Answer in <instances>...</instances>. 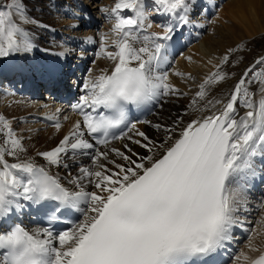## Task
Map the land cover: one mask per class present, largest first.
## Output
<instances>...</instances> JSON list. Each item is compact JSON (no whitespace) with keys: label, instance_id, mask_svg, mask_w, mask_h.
<instances>
[{"label":"snow or ice","instance_id":"obj_1","mask_svg":"<svg viewBox=\"0 0 264 264\" xmlns=\"http://www.w3.org/2000/svg\"><path fill=\"white\" fill-rule=\"evenodd\" d=\"M191 2L151 0V5L155 13L178 16L187 24ZM145 7L144 0L115 3L111 13L116 21L112 28L116 50H106V36H101L100 48L113 61L112 68L85 80V95L73 106L82 120L57 146L37 152L46 164L38 165L27 155L23 137L0 115V264H216L217 253L233 240L245 202L243 187L233 185L246 170L256 176L254 158L259 157L264 168V87L259 88L258 100L250 90L253 83L264 85V67L256 71L264 65V56L244 70L226 101L208 99L209 87L226 79L218 66L198 86L191 103L200 105L197 111L217 105L221 109L191 120L178 138L174 127L152 125L166 134L157 143L137 123L129 122L128 106L139 108L187 94L170 82L167 71L160 70L167 62L165 42L172 40L174 26L161 24L162 33L148 32L153 24ZM125 11L133 15H121ZM36 23L22 0H0V58L31 51L34 45L26 26ZM229 59L226 54L222 63ZM238 108L247 111L240 114ZM121 125L124 129L116 135L112 130ZM54 126L59 131L60 123ZM111 140L128 142L121 150L109 147ZM130 145L149 154L141 155ZM83 156L90 157L94 167L78 166L73 175L72 167ZM53 166L68 170L70 187L51 171ZM23 202L54 212L77 209L84 219L55 235L47 227L28 230L15 220L29 206ZM81 205H87L86 210ZM261 233L264 225L260 232L252 230L248 251L235 256L236 264L241 260L264 264V248L253 243ZM249 252L259 255L252 257Z\"/></svg>","mask_w":264,"mask_h":264},{"label":"bare ground","instance_id":"obj_2","mask_svg":"<svg viewBox=\"0 0 264 264\" xmlns=\"http://www.w3.org/2000/svg\"><path fill=\"white\" fill-rule=\"evenodd\" d=\"M203 2L206 3L207 10H209V8H210L209 6L213 5V3H214V1H211V0H203ZM81 6L83 7V5H81ZM227 8H229L230 12H231V14L229 15V18L237 21L238 24L229 19L228 20L229 24H226L225 26L220 25V24L215 25L213 27V31H214L213 33L214 34L206 36L205 39H203V43L205 46H207V49H205V47H203L202 44L198 43V46H196L195 48H193L191 51H189L186 54L188 61H184L182 66H175V68L170 72V77L172 79V82L174 84H176L180 89H183L182 92L190 91L193 93L195 90H199L198 86L201 84V81L207 76V74L210 75L211 73L215 72L217 69H215L214 66L219 64L220 65L219 66L220 71L223 72L224 74H226V79L221 81V82L215 83L209 87L208 99H212V100L221 99V100L226 101L229 93L234 88V85L239 80V78L243 74L244 70L249 65L253 64L258 58L264 56V38H262L261 40H258V41L256 38L254 43H253L254 45L253 44L251 45L252 48L248 49L249 52L245 51V52H241V53H235L232 55H231V53L228 52V47L230 45L235 44L236 40H242V38L245 36L246 37L247 36L249 37L251 35L253 36V34H258L261 31H262L261 33H263V31H264V0H230V2L227 4ZM24 10H25L26 14L29 16L28 10L26 8ZM75 10H77L76 12H79V13L72 12L68 16V20H67L68 24L66 23L68 25V26L66 25L68 28V32H66L67 36H65L63 43L59 44L58 46L54 45L55 49H50V51H52V52H51L48 59L51 60V62L53 64L52 67L57 68L58 71L62 72V74H64L65 76H68L69 73L76 72V76L78 77V72H77L78 69L75 65H73V62H75V64L78 63V64L86 65L88 60H89V55L85 54L84 51H81L80 48L90 49V47H93L94 45L101 46V36H104V32L102 29L103 27H100L101 31H100V29L98 32L95 31V27H97L98 23H99V18L92 12V10L90 8H87L86 12L79 11V7ZM190 10H192V7H190ZM232 17H234V18H232ZM115 22H116L115 20L112 21V25H114ZM73 24L77 25V27L76 28L71 27V25H73ZM82 27H84V29H83L84 32H87L85 35L82 34L83 30L80 29ZM98 28H99V26H98ZM112 28H113V26H112ZM109 32L113 33V32H111V30H109ZM113 34H111V36L105 35L107 37V40L105 42L106 47H107L106 50L109 52H114L116 50L115 48H113L111 51V48L109 45L112 42V37L114 38L115 34L114 35ZM212 36H214V37H212ZM31 38H32V43L34 45V47L32 48L31 51L16 53V54L10 56L3 63V65L4 64L6 66L8 65V67L10 69H12V68L19 66V64H21L20 59L25 54H33L34 53L38 56H41L39 51L42 50V48L37 46L41 43H39L37 40H35L34 36H31ZM115 39H117L116 35H115ZM115 39H113V40H115ZM237 42H239V41H237ZM77 44H79V46H77V48H79L80 51L78 53L73 54L74 49H75L74 47ZM227 44H230V45L227 46ZM237 44H239V43H237ZM208 47L210 48V50ZM261 51H263V53L259 54ZM226 54L229 55L230 59H229L228 63L223 64L222 59ZM90 55L92 56V54H90ZM72 56H74V57H72ZM105 58H106V55H105ZM105 58L103 61H101L99 63H97V60H96V64L98 65V68H97L98 70L92 69L89 73L88 79H91L92 77L100 75L102 73V71H105V70L110 72L112 65H113V61H110L109 63H107L108 61ZM40 60L41 59L38 58L37 61H40ZM208 60L210 61V63H208ZM34 63L37 64V62H34ZM3 67L4 66L0 67V71H1V69H3ZM262 67H264V65L257 66L256 71H260V69ZM176 72H183V76H176L174 74ZM196 78H198V80H196ZM260 87H264V85H260L258 83H253L250 87V90L252 92L256 93L254 100H258L260 98V92H259ZM0 91L3 92L1 88H0ZM68 91H76V85L72 84V86L69 87ZM5 93L6 94L3 96V98H4L3 106H4V110H6V111H2L0 113V115L9 116L8 120L11 122V126H14V124H15L13 117L16 115H20L19 121H24V125L26 123H30L31 125H34V126L36 124H39V123H37L40 121V119H38V118L33 119V118L23 117V114L27 111H30L32 113L33 112L36 113L35 111H39V109H38L39 107L37 105L31 106L27 102L24 103V100L19 98V97H18V99H16V96H14L13 94H7V93H11V91H7V89L5 90ZM192 93H190L189 97L188 96H184L182 98H181V96H178L180 98L168 97L166 102L178 99V100H180V102L184 101L183 102L184 106L182 108H180L179 110L167 109V110L163 111L160 114L159 119H157L158 120L157 122L163 123L165 125H170L171 124V118L175 117L176 114H178L177 117L182 116V118H181L182 121H185L187 116L180 115V111L186 109V107H188L189 109L197 111V107H200V105H197L196 107L192 106V103H191V101L193 99ZM76 94H77V91H76ZM10 97L11 98L15 97V100H12ZM75 99H76V97H75ZM166 102L164 104H165V107L168 108V105L166 104ZM202 103L203 102H201V104ZM3 106H1V107H3ZM59 107H60V104H57L54 107L53 111L49 112L50 116H57L58 115L57 109ZM221 107L222 106L217 105L215 108H211L210 111H197V112L203 116L204 115H211L213 113L218 112L221 109ZM8 109H12L16 113L13 114ZM70 109H73V107H71V106L66 107V110H70ZM174 111L176 113H173ZM238 111L240 112V114H243L245 111H247V109L238 108ZM39 112H37V113H39ZM44 112H45V109H44ZM44 112H42V113H44ZM28 116H30V115H28ZM41 124H42V121H41ZM21 126H19V127H21ZM44 126L46 127L47 130L50 129L49 132L51 133L50 134L51 136H47L48 139L51 138L49 143L51 141L57 140V144L62 139V137L64 135H67L69 133V131L72 129V127H70L69 125H66V124L61 125L63 128L59 129V131L55 127L47 125L45 123H44ZM137 128L139 130H141L142 125H138ZM20 129H22V128H20ZM36 130H38V129L36 128ZM15 132L17 133V135H19L21 137H25L26 140H28V142H26L27 144L25 143L26 148L28 149L27 155L32 157L35 160V162L39 165L46 164V162L43 160L42 157L37 156V152H43L42 148L46 147L47 144H45L44 147H41V148L38 147L37 144H43L44 142L43 143L40 142L41 138L34 141L33 138L35 136V132L29 130L28 128H26V129L24 128L23 132H22V130L16 129ZM60 135H63V136L58 137ZM147 135L150 138L159 139V140H161V142L165 139V134L162 130H158V131H152L151 130V131L147 132ZM31 136L33 138H31ZM25 138H23V139H25ZM2 140H3V137L0 138V142H2ZM127 142L128 141L117 142L116 147L118 149L123 150L122 145H123V143H127ZM130 146L133 147L134 150L139 152L141 155H147L148 154L145 152L144 149L140 148L137 145H130ZM47 148H50V147H47ZM112 158H115V157L113 156ZM6 159H8L10 163L16 162L12 157H6ZM116 159H117V162L122 163V161H119L118 158H116ZM77 161L81 162L82 163L81 165H83V167H87L89 165V162L87 161L85 156L78 157ZM91 167H94V165L91 164ZM51 169L57 171V173L59 175H64V171L66 170V169H64L63 172H60V171H58L59 168H56L54 166ZM74 171H75V174H77L78 168L75 167ZM89 187H91V186H89ZM261 202H264V197L262 198ZM260 205H261V203L258 204V206H259L258 214H257V216H255V218L253 220V225L257 222H258V224L255 227H253V225H252V228H251V231H250L248 237L246 239H244V241H242V243L240 245V250H239L238 254L241 251H246V252L248 251V249L246 248V245L248 244L249 237L252 235V230L255 229L257 232H260L261 226H258V225H259V223L264 224V206L260 207ZM253 243L259 248H264V233L257 235L254 238ZM257 253L258 252H249L248 254L250 256H254ZM243 262L244 261L241 260L240 264H242ZM231 264H236V261L233 260L231 262Z\"/></svg>","mask_w":264,"mask_h":264},{"label":"rangeland","instance_id":"obj_3","mask_svg":"<svg viewBox=\"0 0 264 264\" xmlns=\"http://www.w3.org/2000/svg\"><path fill=\"white\" fill-rule=\"evenodd\" d=\"M83 1V3L85 4V3H87L86 5H88L89 7L90 6H93L94 4H98V7L97 8H93L92 9V11L94 12H96V15H98V17L99 18H101L104 22H105V18L107 17L106 15L108 14V15H112V13H111V10H112V8L114 7L113 5H115V4H113V1L112 0H82ZM94 1V2H93ZM117 1V0H116ZM203 1V0H202ZM211 1H214V2H216L217 0H211ZM92 2V3H91ZM230 2V0H220L219 2H217V3H214L213 4V9L210 11V13H209V15L207 16H205V17H203V15H204V13H203V10L201 9V5L199 4L197 7H195V4H192V7H194L192 10H193V12L195 13L194 14V17L192 18V20L193 21H195V22H197V23H200V24H203V25H205V27H204V30H203V34L202 35H199L198 34V39H197V46H198V43H200V44H202L203 45V47H205V49H207V46H205L204 45V43H203V39H205V37L206 36H209V35H213L212 34V32H214L213 31V27L215 26V25H212V27H211V29H210V34H208V29H209V27H210V25L212 24V23H217V25H223V26H225L226 24H229V22H228V20L230 19L229 18V15L231 14V12H230V9L229 8H227V4ZM144 3H145V5H146V7H145V11L148 13V15H149V17H150V19H151V21H152V24H153V30H155V29H158V27H155L156 26V24H157V22H158V19H159V16L157 15V13H155L153 10H152V5H151V0H144ZM227 3V4H226ZM30 4H31V7H30V9H29V5L28 4H25L24 5V9L26 8L28 11H29V13H30V15L32 16L31 18H33L34 20H38V19H44V20H41L40 21V23L38 22V23H36L35 24V26H32L33 27V31L31 32V28L28 26V30H29V32H30V34H31V36H34V39L35 40H37L39 43H41L40 42V40L38 39V31L40 30V28H41V26L42 25H44V24H48V25H51L52 24V26L53 27H55V28H57V32H56V39H58V38H60L61 37V33L60 32H62V23L66 20V18H67V12H69V10L70 9H72V8H74V7H76V4H77V2H76V0H31V2H30ZM206 4V3H205ZM26 6V7H25ZM79 8H80V6H79ZM101 8H103V9H107V12H104V11H101L100 9ZM77 10H75V9H73L71 12H70V14L72 13V12H76ZM76 13H79V12H76ZM73 15V14H72ZM71 15V16H72ZM70 16V17H71ZM232 18H234V17H232ZM115 20V18L112 20V21H114ZM230 20H232V21H234V22H236L237 24H238V22L237 21H235V20H233V19H230ZM112 21L110 22V26H109V30H111V32H112ZM67 24H68V21L66 22ZM65 23V29H66V32H68V28H67V24ZM235 24V23H234ZM67 25V26H66ZM240 25V24H239ZM111 28V29H110ZM81 30H83L84 29V27H82V28H80ZM100 29V31H101V28H99ZM103 29V32H104V36L105 35H107V36H111V34H113V33H105L106 31L108 32L109 30H106L105 28H102ZM43 32H40V39L41 40H44V36L46 35L45 34V32L46 31H49V33L50 32H52V30L51 29H45V28H43V30H42ZM84 31V30H83ZM66 32L64 33L65 35L63 36L64 38H65V36H67V34H66ZM262 32V31H261ZM261 32H259L258 34H253V36L251 35V36H245V37H243L242 38V40H236V42H235V44H233V45H230V44H227V46H229L228 47V49L229 48H235L237 45L238 46H244V45H246L247 46V48H252V44L254 43V41H255V39L257 38V41L258 40H261L262 38H264V31H263V33H261ZM84 33V32H83ZM261 34V35H260ZM237 36V35H236ZM257 36V37H256ZM212 37H214V36H212ZM64 38H63V40L62 41H60V42H54V41H46V47L48 48V49H55V46H58L59 44H61V43H63V41H64ZM46 39H50L49 37H46ZM113 39H115V35H114V38L112 37V41H113ZM237 41H239V42H237ZM202 42V43H201ZM232 42V41H231ZM237 43H239V44H237ZM55 45V46H54ZM110 45V48H111V51H112V49L114 48V46L112 45V42L109 44ZM254 45V44H253ZM95 46V45H94ZM99 46V45H98ZM202 47V48H203ZM209 48V47H208ZM57 49V48H56ZM106 49H107V47H106ZM209 50H210V48H209ZM246 50H248V49H246ZM189 51H191V50H189ZM188 51V52H189ZM249 51V50H248ZM100 52V49L99 48H97V47H94L93 48V53H91L92 54V60L97 56V54ZM188 52H186L185 54H187ZM94 55V56H93ZM103 55V56H102ZM10 57V56H9ZM9 57H6L5 58V61L9 58ZM100 58H101V60L100 61H97V63H99V62H101V61H103L104 60V58H105V55L102 53L101 55H100ZM108 62L107 63H109L110 61H112V60H110V59H108L107 57L105 58ZM92 60H89V65H90V63L92 62ZM4 61V62H5ZM106 63V64H107ZM208 63H210V61L208 60ZM5 65V64H4ZM4 65H0V67L1 66H4ZM6 66V65H5ZM7 67V66H6ZM92 70V69H91ZM98 70V69H97ZM90 73V72H89ZM181 91H183V89H181ZM3 93H5V92H3ZM190 93H192V92H190ZM189 95L190 94H188L187 96L189 97ZM192 96H193V93H192ZM170 97H178V96H170ZM11 98V97H10ZM9 98V99H10ZM14 98V99H13ZM13 98H11L12 100H15V97H13ZM178 98H180V97H178ZM182 98V97H181ZM193 98H194V96H193ZM16 99H18V97L16 98ZM183 101V100H182ZM3 102H4V99H3V101H2V103H0V105L1 106H3ZM184 102V101H183ZM183 102H180V100H178V99H175V100H173V101H168V102H166V104L168 105V108L167 109H169V110H171V109H175V110H179L180 108H182L183 106H184V103ZM28 103V102H27ZM36 106V105H35ZM2 108H4V106L2 107ZM39 109V108H38ZM53 109H54V107H52V109H51V112L53 111ZM10 112H12L13 114L14 113H16L15 111H13L12 109H8ZM2 111H6V110H1L0 109V113L2 112ZM39 111H40V113H42V112H44V109H39ZM39 111H35L36 113H32V112H30V111H27V112H25L26 113V117H28V118H33V119H36L37 117L35 116V115H37V112H39ZM24 113V114H25ZM29 113V114H28ZM32 115H31V114ZM28 115H30V116H28ZM48 115H50L49 114V112H48ZM35 117V118H34ZM61 117V116H60ZM14 120V119H13ZM12 120V121H13ZM20 120V119H19ZM17 121V122H19V123H21V127H17L16 129L18 130H22V132H23V129L25 128H28L29 130H31V131H33V132H35V136H34V138L31 136V138H33L34 139V141H36V140H38V139H40V142L41 143H43V144H37L38 145V147H44V145L45 144H47V146L46 147H44V148H42V150L44 151H47V150H50V149H52L53 147H55L56 145H57V140L56 141H51L50 143H49V141L51 140V138H47V136H51L50 134V132H49V130H47L46 129V127L44 126V123H42L41 124V120L39 121V122H37V123H39V124H36L35 126L34 125H31L30 123H26L25 125H24V121ZM14 123H15V120H14ZM28 124V125H27ZM41 124V125H40ZM14 126H15V124H14ZM20 128H22V129H20ZM36 128L38 129V130H36ZM44 128V129H43ZM63 127L61 126L60 127V129H62ZM42 129V130H41ZM41 130V131H40ZM38 131V132H37ZM32 135V134H31ZM63 135H60V136H58V137H62ZM23 138H25V137H23ZM36 138V139H35ZM63 138V137H62ZM23 140H25V142H24V146L26 147V142H28V140H26V138L25 139H23ZM48 140V141H47ZM26 143V144H25ZM53 143V144H52ZM56 143V144H55ZM47 147H50V148H47ZM86 162V161H85ZM264 206V205H263ZM262 225H264L263 223H262ZM261 225V226H262Z\"/></svg>","mask_w":264,"mask_h":264}]
</instances>
